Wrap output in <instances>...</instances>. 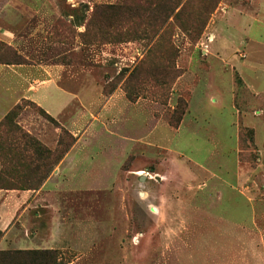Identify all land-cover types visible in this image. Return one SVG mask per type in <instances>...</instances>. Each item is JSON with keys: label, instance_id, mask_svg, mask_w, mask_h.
Listing matches in <instances>:
<instances>
[{"label": "rangeland", "instance_id": "374dc122", "mask_svg": "<svg viewBox=\"0 0 264 264\" xmlns=\"http://www.w3.org/2000/svg\"><path fill=\"white\" fill-rule=\"evenodd\" d=\"M0 27V64H61L95 112L113 92L133 105L97 121L130 141L83 145L100 166L80 182L122 158L115 180L42 195L35 227L65 231L53 264H264V0H0ZM41 109L16 104L1 152L37 157L35 140L56 177L76 138Z\"/></svg>", "mask_w": 264, "mask_h": 264}, {"label": "crops", "instance_id": "0c3cea01", "mask_svg": "<svg viewBox=\"0 0 264 264\" xmlns=\"http://www.w3.org/2000/svg\"><path fill=\"white\" fill-rule=\"evenodd\" d=\"M0 39L12 44V31L9 28L0 27ZM39 72L43 77H38ZM64 75L65 68L61 64L44 67L42 65L40 71L36 65L0 64V120L22 99H28L43 108L57 123L67 128L76 138L73 146L59 163L60 167L55 173L56 177L48 176L37 189L0 188L1 251L54 248L60 242V238L65 236V231L62 229L60 231L59 228H50L48 224L43 228H40L39 225L35 227V223H40L38 218L41 213L37 211L38 207L52 206L50 203L43 202L45 199L42 198V195L54 190L55 187L68 190H92L104 187L109 179L110 181L115 180L116 174L119 173L123 165L122 158L117 161L115 168H112L110 162L105 161L103 166L108 171V178L105 182L102 183L101 181L95 185L94 182H80V175L87 171L90 166L93 164L100 166V163L97 164V162L92 161V158L98 156V152L96 150L91 152L84 150V146L89 144L86 142L89 137H95L100 131H104L108 136L114 138L117 144L119 141H130L127 133L129 131L123 129L124 124L118 127L113 124L115 129L111 130L104 127L106 126L104 124L98 125L97 121L101 120L106 112V116H110L115 122L119 117L124 118L125 113L120 110L123 108V111H127L132 103L126 104L125 101L114 100L117 92H113L107 97L101 108L95 112L96 103L90 101L85 104L81 95L90 87L82 85L75 90L67 88L61 84V78ZM95 94L97 95V93ZM71 106L73 109L69 111ZM134 108L136 113L140 114L139 108ZM95 124L98 127H95ZM109 147L112 148V146ZM83 153H87V155ZM122 157L124 160L125 154ZM89 162L91 163L89 164ZM59 174H61L60 178ZM47 230L46 236H41L43 235L42 232Z\"/></svg>", "mask_w": 264, "mask_h": 264}, {"label": "trees", "instance_id": "16d2710c", "mask_svg": "<svg viewBox=\"0 0 264 264\" xmlns=\"http://www.w3.org/2000/svg\"><path fill=\"white\" fill-rule=\"evenodd\" d=\"M10 63H14V61L7 62V64ZM15 109L16 105L0 120V188L37 189L47 178L51 170V167H48L45 172L42 173L44 167L38 152L39 150L42 151L44 147H41L40 143L35 140L28 141V144L37 151V157L34 156L33 153L28 155L27 153L14 154L10 151H8L9 153L1 152L3 127L8 120L10 121L11 119L12 122ZM41 110L47 116L51 117L43 109ZM69 136L73 140L71 133ZM68 148L69 145L61 151L57 161L63 157ZM1 235L2 232L0 231V237ZM55 260H57L55 249H14L0 251V263L3 264H53Z\"/></svg>", "mask_w": 264, "mask_h": 264}]
</instances>
